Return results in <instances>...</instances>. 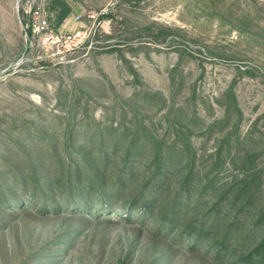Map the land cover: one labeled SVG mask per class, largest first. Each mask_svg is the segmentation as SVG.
<instances>
[{
	"label": "rangeland",
	"instance_id": "1",
	"mask_svg": "<svg viewBox=\"0 0 264 264\" xmlns=\"http://www.w3.org/2000/svg\"><path fill=\"white\" fill-rule=\"evenodd\" d=\"M54 1L0 0V264H264V0Z\"/></svg>",
	"mask_w": 264,
	"mask_h": 264
},
{
	"label": "trees",
	"instance_id": "2",
	"mask_svg": "<svg viewBox=\"0 0 264 264\" xmlns=\"http://www.w3.org/2000/svg\"><path fill=\"white\" fill-rule=\"evenodd\" d=\"M54 3L55 4H60L61 6H60V12L57 14V19H58V21L60 22L63 18H65L67 15H68V13L70 12V8H69V6L64 2V1H62V0H55L54 1ZM21 12L23 13V10H21ZM26 17H28V18H31V15H27L26 14ZM32 22L30 21L29 22V26H28V29H29V33H31L32 32V24H31Z\"/></svg>",
	"mask_w": 264,
	"mask_h": 264
},
{
	"label": "built area",
	"instance_id": "3",
	"mask_svg": "<svg viewBox=\"0 0 264 264\" xmlns=\"http://www.w3.org/2000/svg\"><path fill=\"white\" fill-rule=\"evenodd\" d=\"M29 11H31V9L26 10L27 13H29ZM32 13L37 16V21L32 23V31L36 30L37 32H40L44 30L46 27V20L42 18V16L40 15V11L36 9L32 11Z\"/></svg>",
	"mask_w": 264,
	"mask_h": 264
}]
</instances>
